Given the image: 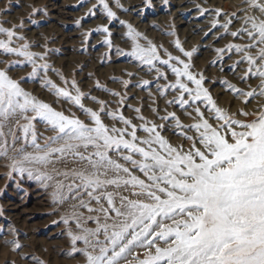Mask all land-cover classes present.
Instances as JSON below:
<instances>
[{
	"label": "snow or ice",
	"instance_id": "obj_1",
	"mask_svg": "<svg viewBox=\"0 0 264 264\" xmlns=\"http://www.w3.org/2000/svg\"><path fill=\"white\" fill-rule=\"evenodd\" d=\"M99 3L109 18H115V13L106 0H99ZM245 3L248 8L258 10L264 17V0H245ZM95 7L94 5L93 8ZM91 12L92 9H89V14ZM217 12L219 14V10ZM232 15L235 16V13ZM230 23L231 20L222 27L227 31ZM16 27L0 26V33L7 37L0 39V50L5 54L21 56L31 64L29 77L38 76L40 71L46 73L48 64L36 63V57L43 59V56L29 51L27 43L19 48L11 46L13 38L17 37ZM127 27V35L134 39L133 54L153 65V61L160 59L156 46L144 48L135 43V37L140 34L134 32L131 24ZM103 31L108 33V28L103 27ZM242 34L248 37L249 43L229 44L227 49L244 54L237 61V64L246 61L248 65L242 79L250 76L260 78L258 94L264 96V18L245 15L241 28L230 33L233 37ZM18 38L23 39L22 36ZM104 42L111 45L107 38ZM176 46L180 47L178 40ZM253 48L257 49L255 55L250 51ZM181 51L184 50L181 48ZM224 51L223 48L216 49L218 54ZM184 55L191 57L192 52L185 51ZM171 60L178 61L183 67L172 66L176 81L171 87L178 89L180 95L170 103L187 105L189 100L184 98L187 93L193 101H206L215 113V119L223 122L213 127L204 118L199 107L195 109L199 122L190 126L181 124L175 113L162 117L164 120L174 119L178 128L190 127L197 131V138L188 137L184 133L186 139L193 140L192 148L187 152L172 146L161 135L158 129L162 125L144 126V131L150 135L141 143L147 145V148L136 143L138 137L135 125H131V140L125 139L127 129H109L97 111L84 108L81 101L85 94L79 88H76V95H72L70 91L45 78V87L50 86L58 97L70 99L90 115L93 124L86 125L80 119L67 116L32 96L21 87L19 80L0 69V156L8 157L9 137L13 147L16 141L23 139L26 145L34 149L26 151L24 146L15 149L16 154L10 157V171L7 174L11 176L14 172L21 175L26 173L45 187H49L52 182L54 202H63L68 198L65 187L68 193H75L73 198L79 199L81 192L88 197L87 200L80 199L79 206L87 208L90 213L102 214L103 222L99 215L88 216V220L95 221L96 227L87 228L83 227L78 216H74L81 231L76 234L71 229L68 231L73 244L72 253H82L86 258L85 264H120L136 248L144 250L143 258L139 255L134 257L136 264H264V109L256 113L255 119L251 121L235 119L217 107L208 89L203 87L202 74L197 78L189 70V63L171 54L168 60L161 62L167 65ZM24 61H10L9 65ZM182 77L194 84L195 89L184 83ZM124 83L127 85L128 81ZM148 83L149 81H143L145 85ZM72 85L76 87L75 81H72ZM97 86H100L98 81ZM229 87L242 91L235 89L233 85ZM256 94V90L244 93L246 97ZM99 103L102 106L105 104L104 101ZM101 111H104L103 107ZM240 111L242 115H249ZM109 115L117 118L113 113ZM118 118L126 125L131 124L122 115ZM21 120L25 123L21 124ZM37 120L55 132V135L46 138L44 145L37 142L38 134L34 124ZM13 124L20 130L21 136L13 130ZM197 143L203 150L196 147ZM153 144L158 147H153ZM89 147L94 151L85 154ZM121 148L129 153L122 159L138 168L146 180L134 175L131 169L109 155L110 151L119 152ZM133 154H139L141 159H134ZM68 157L86 162V167L64 172L53 170L56 176L71 175L73 181H79L65 186L45 169ZM110 186L115 189L129 186L139 189L133 195L144 199H129L118 191H109ZM117 196L119 206L116 204ZM93 200L100 205L98 208L90 206ZM101 201H105L107 207ZM109 220L112 222L109 223ZM63 222L68 224L69 220L64 219ZM101 235L103 240L100 239ZM78 241H82L85 247L76 248ZM159 242H163L165 246L162 247ZM13 243L16 248L21 247L16 241ZM33 260L37 264H44L36 257Z\"/></svg>",
	"mask_w": 264,
	"mask_h": 264
},
{
	"label": "rangeland",
	"instance_id": "obj_2",
	"mask_svg": "<svg viewBox=\"0 0 264 264\" xmlns=\"http://www.w3.org/2000/svg\"><path fill=\"white\" fill-rule=\"evenodd\" d=\"M106 3L115 13V18L107 16L99 0H0V26H17V37L13 38L11 46L19 48L27 43L29 51L43 56V59L36 57V63H47L49 66L46 73L40 71L38 76L29 77L31 64L21 56L5 54L0 50V69L6 70L13 79L19 80L21 87L32 96L91 126L93 121L84 109L70 99L58 97L50 86L45 87L44 80H51L72 95H76V88H79L85 94L81 101L85 109L97 111L109 129H127L125 139L131 140V125H135L138 137L136 143L145 148L148 146L141 141L149 138L150 134L144 131V126L151 127L152 124L163 126L158 131L172 146L182 148L184 152L192 148L193 140L186 139L184 133L194 138L199 134L194 128L176 127L174 119H162L169 113H175L181 124L190 126L199 122L200 118L195 111L199 107L204 118L213 127L223 123L215 119L211 106L203 99L193 101L185 93L184 98L189 100L187 105L170 103L180 95L178 89L171 87L176 81L172 66H183L176 60H171L167 65L163 64L161 61L168 60L169 54L189 63V70L197 78L200 74L203 75V87L208 89L217 107L226 114L241 121H251L255 119L256 113L264 109V96L258 94L260 78L250 76L242 79L248 65L246 61L239 64L237 61L244 54L227 49L229 44L249 43L246 35H230L241 28L245 15L264 18L258 10L248 8L245 0H106ZM89 9H92L91 14ZM229 20L231 23L226 31L222 25ZM128 24L132 25L134 32L140 34L135 37V43L144 48L156 46L160 59L153 61V65L143 62L133 54L134 39L127 35ZM103 27L108 28V33L103 31ZM20 36L23 39H19ZM106 38L111 41V45L104 42ZM0 39L7 37L0 33ZM177 40L179 48L176 46ZM220 48L225 49L222 54L216 52ZM185 51L192 52V56H185ZM250 51L255 55L257 49ZM10 61L24 62L10 66ZM181 79L195 89L196 86L186 77ZM72 81H75L76 87H73ZM124 81H128V84L125 85ZM143 81L149 83L145 85ZM165 85L168 87H164ZM229 85L242 91H235ZM252 90H256L255 96L244 95ZM92 97L96 99L93 100ZM99 101H104L105 104L102 106ZM102 107L104 111H101ZM136 109L140 111L137 112ZM240 110L249 115H242ZM109 113L115 114L117 118ZM120 115L130 120L131 124H124L118 118ZM20 123L25 121L21 120ZM34 124L39 144L44 145L47 137L55 135L42 121L37 120ZM13 130L18 136L22 135L14 124ZM8 141V157L0 156V264H37L33 257L44 264H85L86 258L82 253H72L73 244L68 231L71 229L74 234L81 231L73 219L74 216L80 218L83 227L95 228V221L88 220L87 217L99 215L103 222L102 214L90 213L87 208L79 206L80 199H88L83 192L79 199L73 198L75 193H68L65 187L68 198L63 202H54L52 182L49 187H45L26 173L21 175L14 172L9 176L8 165L11 163L10 157L16 154L15 149L21 146L26 151L34 149L26 145L23 139L16 141L14 147L10 137ZM153 147L158 146L153 144ZM196 147L203 150L199 143ZM93 151L89 147L85 154ZM128 154L123 148L119 152H109L113 159L131 169L134 175L146 180L138 168L122 159ZM133 158L141 159L139 154H133ZM85 167L86 162L68 157L50 164L45 170L53 174L55 180L62 181L67 186L79 181H73L71 175L56 176L55 171L64 172ZM108 190L118 191L129 199H144L133 195L139 189H132L130 186L120 189L110 186ZM101 204L107 207L105 201H101ZM116 204L119 206V196L116 197ZM90 206L98 208L100 205L93 200ZM64 219H68L69 223L65 224ZM103 238L101 235L100 239ZM13 241L18 242L21 247L16 248ZM159 243L162 247L165 246L163 242ZM75 247L83 248L85 245L78 241ZM137 255L143 258L144 250L133 249L127 260H121L120 264H136L134 257Z\"/></svg>",
	"mask_w": 264,
	"mask_h": 264
}]
</instances>
